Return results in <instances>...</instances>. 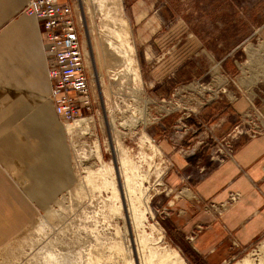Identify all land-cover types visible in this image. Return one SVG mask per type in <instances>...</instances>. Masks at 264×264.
I'll use <instances>...</instances> for the list:
<instances>
[{
  "label": "rangeland",
  "instance_id": "374dc122",
  "mask_svg": "<svg viewBox=\"0 0 264 264\" xmlns=\"http://www.w3.org/2000/svg\"><path fill=\"white\" fill-rule=\"evenodd\" d=\"M74 1L86 24L85 30L80 22L95 76L96 116L85 132L76 124L68 131L58 118L73 181L46 205L34 202L29 220L0 243V264H160L163 247L177 249L192 264L165 225L167 170H157L161 160L153 158L148 142L165 157L158 145L173 132L175 120L214 99L238 96L239 89L264 86V78L249 74L257 63L256 51L248 48L264 24V0H122L141 74L137 93L130 71L112 76L115 67L126 65L125 52L117 50L116 60L105 56L110 42L120 41L116 45L126 49L119 45L118 0ZM239 69L245 73L238 78ZM96 141L101 159L95 157ZM121 156L139 166L134 165L139 173L126 174L142 182L129 201L118 169ZM103 164L112 168L100 171ZM152 225L162 228V238ZM263 245L264 236L244 251L236 249L227 264L245 258L247 264H264Z\"/></svg>",
  "mask_w": 264,
  "mask_h": 264
},
{
  "label": "crops",
  "instance_id": "0c3cea01",
  "mask_svg": "<svg viewBox=\"0 0 264 264\" xmlns=\"http://www.w3.org/2000/svg\"><path fill=\"white\" fill-rule=\"evenodd\" d=\"M27 2L0 0V243L29 220L34 202L46 205L73 181L50 99L46 48L38 20L23 12ZM253 34L248 48L256 51L258 68L249 74L264 78V24ZM237 95L175 120L173 132L159 142L172 163L163 177L170 189L165 225L192 264H227L236 249L244 251L264 236V130L231 139L232 158L220 162L211 154L210 130L229 140L252 105L264 116V86ZM183 125L198 131L184 132ZM233 192L240 198L222 214L206 208V202L219 205Z\"/></svg>",
  "mask_w": 264,
  "mask_h": 264
},
{
  "label": "built area",
  "instance_id": "2783aa9c",
  "mask_svg": "<svg viewBox=\"0 0 264 264\" xmlns=\"http://www.w3.org/2000/svg\"><path fill=\"white\" fill-rule=\"evenodd\" d=\"M23 12L36 17L39 21L40 36L45 44L48 58V76L51 83L50 99L54 104L56 115L65 124L75 123L85 118L93 121L97 112L96 97L92 84L95 76L94 72L91 73L87 62L84 37L80 25L83 20H81L82 16L77 15L75 1L28 0ZM128 66L129 61L126 60L125 66L115 68L119 72L126 70L134 75L132 87L137 93L139 87L135 80L139 82L140 69L137 63L134 72ZM239 90L242 91V89ZM190 115V113L187 114V117ZM181 129L184 132L191 131L195 133L198 131L196 128L186 127L185 125ZM263 130L264 116L258 107L252 105L251 110L244 115V119L229 134V140L228 138L220 139L216 137L210 130L208 138L215 142L211 153L212 157L220 162L232 158L235 149L231 139L241 134L254 137ZM153 142H155V139ZM202 143L204 142L201 141L200 144ZM148 146L150 150H153V158L161 160L157 162L159 165L157 170L162 167L168 171L172 163L167 158L164 159L165 157L157 151V148L152 147L153 144L148 142ZM158 154L161 157H158ZM239 198V193L233 192L230 193L226 201L219 203V205L206 202V208H214L216 213L220 215L227 206H231Z\"/></svg>",
  "mask_w": 264,
  "mask_h": 264
},
{
  "label": "bare ground",
  "instance_id": "6f19581e",
  "mask_svg": "<svg viewBox=\"0 0 264 264\" xmlns=\"http://www.w3.org/2000/svg\"><path fill=\"white\" fill-rule=\"evenodd\" d=\"M122 0H118L119 2V12H118V16H119V20L121 21L119 23V31H118V37L121 39V44H119L120 46H122L123 48H126L125 50L124 49H119V47L116 45L118 43H120V41L118 42H110V45L108 46V48L110 49H107V53L108 54H105L106 58L107 57H110V59L112 60H116V58H118V56L116 57V54H117V50L121 52H125L126 56H128V61H129V66L128 68H130L133 72L135 71L136 69V63L135 61H137L136 59V54H135V47L131 44V43H128L129 41V37H130V26H129V22L128 20L126 19V17L124 16L123 14V9H122V6H121V2ZM36 18V17H35ZM82 18V17H81ZM81 20L82 23H83V27L85 28L86 30V24H85V20L84 18H82ZM39 22V21H38ZM45 46V44H44ZM111 50H113V52H111ZM261 50V49H260ZM91 51H88V54L91 55ZM116 53V54H115ZM254 54V53H253ZM98 56V55H97ZM91 57L93 58V56L91 55ZM123 58V57H122ZM97 59V58H96ZM94 60V59H93ZM107 60V59H106ZM126 60V59H125ZM91 61V60H90ZM256 61V60H255ZM92 62V61H91ZM256 63V62H255ZM260 64V63H259ZM262 65V64H261ZM256 67V66H255ZM258 68V67H257ZM119 71L117 68H114L112 70V76H119ZM264 74V73H263ZM141 79V78H140ZM93 123V121L89 118H85V119H81V120H78L77 122L75 123H71V124H66V128H68V131H70V129L72 130V127L74 126V124H76V126L78 127L77 130H81V132H85V129L90 128L91 124ZM76 130V128H75ZM88 132V131H87ZM70 133V132H69ZM111 144V143H110ZM113 146V145H112ZM111 146V147H112ZM116 146V145H115ZM94 152H95V157L98 158V159H101L102 158V154H101V151H100V145L99 143L96 141L95 144H94ZM110 147V149H111ZM120 148V147H119ZM118 146L117 148L115 147V150H119ZM123 149V148H122ZM121 150V149H120ZM116 151V152H117ZM125 152V151H123ZM122 155V154H121ZM120 156V155H119ZM128 157V156H127ZM118 163H121V166L118 167L119 169V172L121 173V175L124 176V182H123V194H124V198L125 200L129 201L131 200L132 198V195L133 193L135 192V189L138 188L137 186H139L140 184L142 185V182H140V184L138 183V181L135 180L133 174L130 176L129 174H126V173H139L138 170L136 169L135 166H137L139 168L138 165L135 164V162H132L131 159L129 160V158H126L125 156H121L119 157L118 159ZM135 165V166H134ZM114 167V166H113ZM108 168H112V166H109L108 164H103V169L100 168V171L101 170H104V171H108ZM94 171V170H93ZM99 171V170H98ZM97 171V172H98ZM99 171V172H100ZM102 171V172H104ZM91 172V171H90ZM96 172V171H94ZM96 172V173H97ZM89 173V171L87 172ZM125 173V175H124ZM118 175V174H117ZM142 175L139 177L140 179H143ZM119 180V179H118ZM159 180V179H158ZM112 186H113V195L117 197V194H118V190L117 188L115 187V184L112 182ZM49 212V211H48ZM139 218H142V213L139 214L138 216ZM137 217V218H138ZM134 219V218H133ZM153 227V230L155 232L158 233V237L162 238L163 237V230L162 228H159L157 227L156 225H152ZM264 246V245H263ZM172 247V246H171ZM163 257H165L164 259H170L172 264H186L184 259L182 258V256L179 254V251L175 248H168V247H163ZM161 261L160 264H164V260ZM248 263V260L247 258H245L244 260L242 261H238L236 262L235 264H247ZM146 264H151L150 262H147Z\"/></svg>",
  "mask_w": 264,
  "mask_h": 264
}]
</instances>
